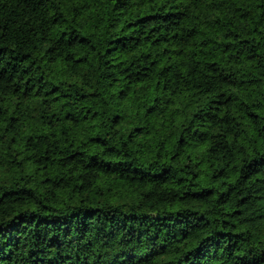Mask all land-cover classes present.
I'll return each mask as SVG.
<instances>
[{"label": "trees", "instance_id": "obj_1", "mask_svg": "<svg viewBox=\"0 0 264 264\" xmlns=\"http://www.w3.org/2000/svg\"><path fill=\"white\" fill-rule=\"evenodd\" d=\"M0 264H264V0H0Z\"/></svg>", "mask_w": 264, "mask_h": 264}]
</instances>
